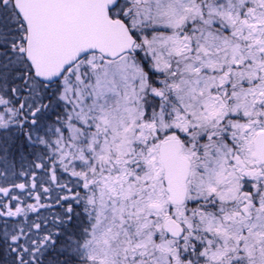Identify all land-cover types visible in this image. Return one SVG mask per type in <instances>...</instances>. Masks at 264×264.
Here are the masks:
<instances>
[{"label":"snow or ice","instance_id":"6c2138e0","mask_svg":"<svg viewBox=\"0 0 264 264\" xmlns=\"http://www.w3.org/2000/svg\"><path fill=\"white\" fill-rule=\"evenodd\" d=\"M0 264H264V0H0Z\"/></svg>","mask_w":264,"mask_h":264}]
</instances>
